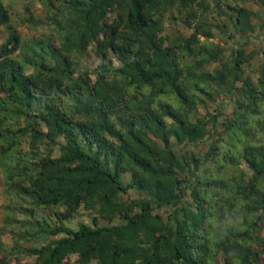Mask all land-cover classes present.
<instances>
[{
    "label": "trees",
    "instance_id": "obj_1",
    "mask_svg": "<svg viewBox=\"0 0 264 264\" xmlns=\"http://www.w3.org/2000/svg\"><path fill=\"white\" fill-rule=\"evenodd\" d=\"M230 1L26 0L13 14L0 0V171L21 264H260L264 50L246 53L257 11ZM222 16L243 42H212Z\"/></svg>",
    "mask_w": 264,
    "mask_h": 264
},
{
    "label": "rangeland",
    "instance_id": "obj_2",
    "mask_svg": "<svg viewBox=\"0 0 264 264\" xmlns=\"http://www.w3.org/2000/svg\"><path fill=\"white\" fill-rule=\"evenodd\" d=\"M6 2V4H11V11L13 14L21 13L22 12V4L26 0H3ZM29 1V0H28ZM231 4L236 3L239 6H244L252 11H257L256 16L252 19V22L255 23V30L253 33H249L248 36H251L249 38V43L245 46L246 53H252L253 57L258 61L261 58V52L264 50V27L260 28V24L264 25V8L258 5L257 3L252 2L251 0H231ZM31 9L35 11V14H39L42 10L41 4L37 1L30 3ZM223 21H226L228 23V20L226 17H221V20H218V24L221 25ZM18 32L20 33L22 38H28L32 35H34V32L31 28H28L26 25H22L19 28H17ZM186 33H189L190 31H185ZM215 37L212 39V42L230 47L234 46L233 39H228L227 34H235L236 38L235 40H242V36L237 33L233 26L228 23V27L226 29L225 33H221L220 29L214 30ZM4 37H6L5 32L0 29V43L4 40ZM90 70L96 68V66L99 64L98 59L95 58L94 54L92 52H88L87 56L85 57V60L83 62ZM94 79V76L91 77ZM230 107H226V111L231 110L228 109ZM213 106L209 107V112H212ZM202 147V146H201ZM130 195L132 197H135L136 194L134 192H131ZM10 199L8 196L4 195V186L2 181V173L0 171V259L3 257L4 254H6L5 261L9 264H21L30 262L32 259L23 253H18L17 251H11L10 248L13 246L12 241V235L9 233V229L11 224H5L6 216L8 215V211L6 210V207L8 204H10ZM17 217L19 216L17 212H15ZM90 219L87 217V215H83L81 217L72 219L69 223V226L73 229L77 228V224L79 222H85L88 223ZM35 243L33 241L31 242H22L19 241V245L23 248H30ZM76 257L72 256L70 257V264H77L75 263ZM260 264H264V256L260 260Z\"/></svg>",
    "mask_w": 264,
    "mask_h": 264
}]
</instances>
